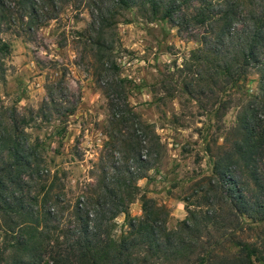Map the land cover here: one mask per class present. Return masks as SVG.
Wrapping results in <instances>:
<instances>
[{"label": "trees", "instance_id": "16d2710c", "mask_svg": "<svg viewBox=\"0 0 264 264\" xmlns=\"http://www.w3.org/2000/svg\"><path fill=\"white\" fill-rule=\"evenodd\" d=\"M44 1L57 0H0V31L38 22ZM85 1L92 7L89 26L98 35L118 8L136 4L152 16L180 12L178 22L205 26L203 59L214 73L209 78L222 92L233 88L247 99L227 129L231 138L224 135L214 151L206 146L211 172L196 188L202 202L183 197L185 217L171 228L167 208L139 193L136 183L163 145L128 102L130 79L113 76L104 82L103 144L118 149V158L110 169L101 166L94 187L69 197L51 191L56 177H49L39 143L26 139L20 124L26 118L13 112L0 127V264H264V0ZM99 41L97 36L94 44L103 63L107 57ZM8 51L0 37V65ZM251 70L256 86L248 92L244 84ZM60 194L63 202L56 209ZM136 194L138 216L127 208ZM64 210L69 219L61 215ZM119 213L125 228L114 235Z\"/></svg>", "mask_w": 264, "mask_h": 264}, {"label": "rangeland", "instance_id": "374dc122", "mask_svg": "<svg viewBox=\"0 0 264 264\" xmlns=\"http://www.w3.org/2000/svg\"><path fill=\"white\" fill-rule=\"evenodd\" d=\"M39 5L38 22L0 31L9 44L0 65V127L13 112L26 118L20 121L26 139L39 143L42 163L49 177H56L51 191L72 196L94 187L101 166L110 169L119 156L118 149L103 144L108 117L104 82L113 76L130 79L126 98L163 145L136 183L139 193L167 208L166 226L174 227L186 214L183 197L202 202L196 188L211 172L206 146L214 151L224 135L231 138L227 129L247 99L233 88L222 92L209 78L214 73L203 59L206 27L178 22L180 12L171 18L152 16L136 4L118 8L114 21L98 35L89 26L92 7L85 0ZM97 36L105 48L103 63L97 60ZM244 85L255 91L253 70ZM138 196L127 206L131 215L141 213ZM61 215L70 216L67 210ZM114 220L117 235L125 228L123 214Z\"/></svg>", "mask_w": 264, "mask_h": 264}]
</instances>
